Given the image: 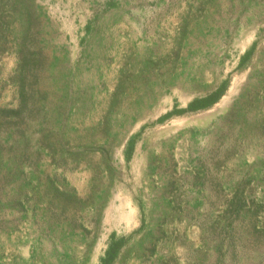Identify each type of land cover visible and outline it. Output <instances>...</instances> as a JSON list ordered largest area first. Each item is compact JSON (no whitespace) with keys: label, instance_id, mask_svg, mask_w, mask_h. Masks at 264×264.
<instances>
[{"label":"rangeland","instance_id":"374dc122","mask_svg":"<svg viewBox=\"0 0 264 264\" xmlns=\"http://www.w3.org/2000/svg\"><path fill=\"white\" fill-rule=\"evenodd\" d=\"M104 258L264 264V0H0V264Z\"/></svg>","mask_w":264,"mask_h":264},{"label":"trees","instance_id":"16d2710c","mask_svg":"<svg viewBox=\"0 0 264 264\" xmlns=\"http://www.w3.org/2000/svg\"><path fill=\"white\" fill-rule=\"evenodd\" d=\"M116 247H118V245H115V247L113 248H109L108 251H107V254H110L111 253V250H114ZM104 264H107V258H104Z\"/></svg>","mask_w":264,"mask_h":264},{"label":"bare ground","instance_id":"6f19581e","mask_svg":"<svg viewBox=\"0 0 264 264\" xmlns=\"http://www.w3.org/2000/svg\"><path fill=\"white\" fill-rule=\"evenodd\" d=\"M127 203V206H128V209H129V214L128 215H126L127 216V218H129L131 215L130 214H132V208L130 207V205H129V203L128 202H126Z\"/></svg>","mask_w":264,"mask_h":264}]
</instances>
